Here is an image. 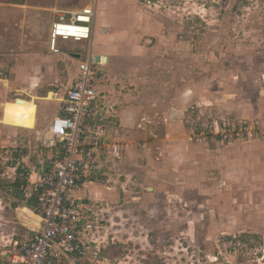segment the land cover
Returning a JSON list of instances; mask_svg holds the SVG:
<instances>
[{"label": "rangeland", "instance_id": "rangeland-1", "mask_svg": "<svg viewBox=\"0 0 264 264\" xmlns=\"http://www.w3.org/2000/svg\"><path fill=\"white\" fill-rule=\"evenodd\" d=\"M124 1L137 22L145 15L159 19L160 37L133 19L124 22L121 9H114L110 22L127 33L125 48L161 60L145 64L146 86L138 87L154 109L120 140L119 161L105 169L116 200L110 209L90 208L103 224L75 264H264V0H162L155 10ZM93 3L0 0V78L9 83L0 90V116L1 101L19 97L14 89L28 71L39 70L42 88L59 98L63 68L74 64L70 55L87 61L90 51L97 53L90 41L58 39L62 63L54 59L57 69L41 71L52 54L49 29L56 11ZM146 27H154L152 20ZM151 47L155 52L146 50ZM103 69L101 85L126 80L110 62ZM19 128L0 123L5 259L34 233L22 225L34 218L20 210L30 198L27 171L47 167L60 154L46 148L42 135ZM16 178L25 181L23 189L11 186Z\"/></svg>", "mask_w": 264, "mask_h": 264}, {"label": "built area", "instance_id": "built-area-1", "mask_svg": "<svg viewBox=\"0 0 264 264\" xmlns=\"http://www.w3.org/2000/svg\"><path fill=\"white\" fill-rule=\"evenodd\" d=\"M137 1L150 9H160L162 4V0ZM56 14L49 33L51 52L59 51L58 39L91 40L95 8L86 6ZM104 65L103 55L91 54L79 64L76 78L64 93V114L55 116L49 127L60 154L53 156L48 167L28 177L41 227L26 239L19 253L6 259L0 255V264H62L64 258L85 257L95 244L94 233L101 223L73 194L108 147L113 113L98 105L97 89ZM110 153L113 158L119 155L117 144L110 147ZM17 243L14 242L15 247Z\"/></svg>", "mask_w": 264, "mask_h": 264}, {"label": "crops", "instance_id": "crops-1", "mask_svg": "<svg viewBox=\"0 0 264 264\" xmlns=\"http://www.w3.org/2000/svg\"><path fill=\"white\" fill-rule=\"evenodd\" d=\"M133 2H137L141 6L145 7L142 3L138 2L137 0H134ZM93 4L94 6L87 5L95 8L96 11L94 24L92 26V37L89 41L91 42L92 46H95V49L97 48V53H92L90 51V54L94 56L103 55L105 60V65L103 68H105L107 63L110 62V66L113 71H125L126 74L124 76L126 77V80L116 79V81H112L109 84L101 85L103 77L100 76V78L98 79V105L103 109H111L113 113L110 136L107 142L108 147L105 148V150L102 152V155L96 159L92 172L88 176L87 180L82 183V186L74 192L73 196L75 199L82 201L89 208L93 209L94 205H97V207H99L101 204L102 209L105 210L110 209V204L112 202H115L116 200V187L108 185L109 180L105 177V175L107 174L105 169L109 168V165L115 164L117 160L119 161L120 153H122L120 140L122 138L126 140V138L129 136L127 135V133L130 131V129H134L135 126H138L140 123L141 125L143 124L140 119L146 118L143 113H148L149 110L152 111V109H154L153 106L147 104L148 102L145 101V90L141 91L138 88L139 86H144L142 83V79L144 76L143 73H145V64L150 63L154 55H150L146 52L142 53L139 50L131 51L129 50V48H125V43H123V41L127 39V33L122 32L123 30L116 31L115 28L110 24V22L111 20L113 21L114 13H116L115 10L119 11L121 9L123 11L122 17L124 22L133 19L134 21H136V23H140L141 26H145L146 32L152 33L159 37L161 36V32L159 31V27H157V22L159 20L157 18L149 19V17L145 15V17H142V20H138L137 22L136 17L132 15L133 13H130L131 4L127 1L125 2L124 0H94ZM81 8L57 11L69 12L79 10ZM151 20L154 23V27L147 28L146 24L149 23ZM54 21H52V23ZM155 26L156 28H158L157 30H155ZM115 32L121 33H117L119 35H116L115 37ZM146 50L153 53L156 49L155 47H151L146 48ZM51 53L52 54H50L49 56H45V58H47L46 61H49L46 66H44L46 70L45 68L42 70L40 69L44 73L47 71V69H57V65L51 63V61L54 62V59L60 61L61 63L63 61L61 57L56 56L59 55L60 51H58L57 53ZM74 54L77 53H72L70 55V58L74 59V64L70 63L66 66V68H63L64 80L61 83L63 93L59 96V98L56 97L54 91H46L44 90V87L42 88L41 85L43 81L42 77L39 75V70L31 72L28 71V73L30 74L25 78L24 82H21L23 83V85L19 88L14 89L19 97H15L14 100L10 101H1L2 113L0 116V123H3L4 125H10V127L14 126L15 128L21 127L19 129L28 132H34L36 135H42L44 137L43 143L48 144L46 148H50L51 150L59 148L57 140L49 142L47 136L50 132L48 130L46 131L45 129H49L51 122L55 116L64 114L62 112L64 93L76 78V75L78 74V66L81 62H83L81 60L78 61V59H80L81 57L80 54L79 58L75 57ZM63 59L68 62L69 58L67 59L66 57H64ZM153 61L156 63L157 61L160 62L161 60H154L153 57ZM103 71L101 72V75L103 74ZM10 87L13 88V86L11 85ZM7 88H9L8 80L0 78V90H6ZM143 89L144 88H142V90ZM139 94H142L143 97H140L141 95ZM8 105L15 106V114L12 112V108L9 107V109H7ZM18 125L20 126L18 127ZM135 132L136 130H134L130 134H135ZM114 144L118 145L119 155L113 158L112 154L110 153V147ZM48 166L49 164L47 165V167ZM42 167V165L32 167L30 166V170H28L26 173V182L29 183V175H34ZM112 184H114V181ZM27 196L30 197V192L27 194ZM31 200L32 199L29 198L26 202ZM26 202L22 204L20 210L30 215V217H33L34 219L31 222L30 220H27L22 223V225L23 227L30 228L28 230L34 232L32 233L33 237L41 227L40 217L37 213H35L34 208L27 206ZM100 221L101 224H103L102 220ZM75 263V259L71 258H64L62 261V264Z\"/></svg>", "mask_w": 264, "mask_h": 264}, {"label": "trees", "instance_id": "trees-1", "mask_svg": "<svg viewBox=\"0 0 264 264\" xmlns=\"http://www.w3.org/2000/svg\"><path fill=\"white\" fill-rule=\"evenodd\" d=\"M17 170H19V169H17ZM24 185H26L25 181L22 180V179H18V178H16L15 181L11 184V186H13V188L16 189V190H19L20 188L23 189ZM30 198L33 200V202L31 200V201L26 202V204H27L28 207L34 208V202H35L34 198L31 197V196H30Z\"/></svg>", "mask_w": 264, "mask_h": 264}, {"label": "water", "instance_id": "water-1", "mask_svg": "<svg viewBox=\"0 0 264 264\" xmlns=\"http://www.w3.org/2000/svg\"><path fill=\"white\" fill-rule=\"evenodd\" d=\"M74 56H75V57H77V58H79V57H80V55H79V54H74Z\"/></svg>", "mask_w": 264, "mask_h": 264}, {"label": "bare ground", "instance_id": "bare-ground-1", "mask_svg": "<svg viewBox=\"0 0 264 264\" xmlns=\"http://www.w3.org/2000/svg\"><path fill=\"white\" fill-rule=\"evenodd\" d=\"M48 136H51L52 137L51 133H49Z\"/></svg>", "mask_w": 264, "mask_h": 264}]
</instances>
